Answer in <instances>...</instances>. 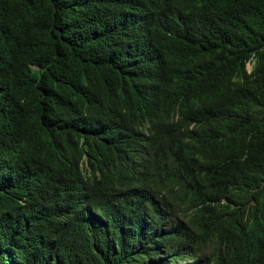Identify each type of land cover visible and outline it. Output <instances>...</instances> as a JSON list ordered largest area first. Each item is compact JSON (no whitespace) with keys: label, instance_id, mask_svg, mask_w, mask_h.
Listing matches in <instances>:
<instances>
[{"label":"trees","instance_id":"16d2710c","mask_svg":"<svg viewBox=\"0 0 264 264\" xmlns=\"http://www.w3.org/2000/svg\"><path fill=\"white\" fill-rule=\"evenodd\" d=\"M143 8L151 49L129 17ZM130 95L138 102L124 106ZM147 121L164 127L161 144L183 143V161L173 155V169L139 196L164 215L172 205L187 209L180 206L203 184L235 183L227 203L204 209L218 229L198 234L197 245L224 240L244 257L264 225V0H0V173L10 164L15 175L0 197V246L34 244L36 264H57L43 237L60 199L94 195L97 205L121 207L137 197L120 199L106 184L100 128L126 135ZM31 165L51 185L40 203L26 197ZM61 234L68 240L59 253L85 255L58 264H128L126 245L101 260L66 227Z\"/></svg>","mask_w":264,"mask_h":264},{"label":"clouds","instance_id":"9594fccd","mask_svg":"<svg viewBox=\"0 0 264 264\" xmlns=\"http://www.w3.org/2000/svg\"><path fill=\"white\" fill-rule=\"evenodd\" d=\"M129 17L132 22L138 21L135 37L138 35L143 45L154 48L149 9L143 8L138 14L136 11L131 12ZM246 70H251L249 62L246 63ZM138 97L141 99V95ZM122 102L125 106L128 102L138 101L130 95L124 96ZM117 118L123 124H132L127 116ZM139 126L141 131L126 135L100 128L107 142L106 157L103 160L107 165L106 184L116 186L120 199L123 195L137 197L126 200L127 205L121 207H117L115 201L110 206L97 205L94 195L84 196L79 201L60 199L54 210L52 227L43 237V242L55 252L56 263H67L74 255H85L72 251H67L65 255L59 253L68 240L61 234L66 227L69 236L71 232L91 246L93 251L99 250L101 260L121 254L126 245L132 249L122 254V259L128 264H264V225L256 226L251 249L242 258L233 256L230 245L224 240L218 239L204 246L197 245L198 234L218 229L217 218L214 216L212 220L208 219L211 213L204 209L213 212L217 205L227 203L237 191L235 183L219 180L211 186L203 184L194 194L195 202L190 198L180 206H188L187 209L172 205V210H165L164 215L154 210L147 198L139 196V188L143 184L157 182L164 177L165 172L168 174L173 169V155L183 161V143L161 144L156 140L157 130L164 127L156 124L151 128L148 121ZM15 168L16 176L19 177L21 168ZM28 169L31 172L28 174L26 197L40 203L51 194L50 182L43 175L41 180L37 178L36 165ZM14 184L15 175L8 164L0 173V197L13 189ZM205 193L210 196V201H207ZM252 203L253 200H250L248 205ZM11 242L9 240L0 246V251L4 253L0 264H36L38 251L34 244L32 250L24 245H15L16 249H12ZM183 247L187 249L183 250Z\"/></svg>","mask_w":264,"mask_h":264}]
</instances>
